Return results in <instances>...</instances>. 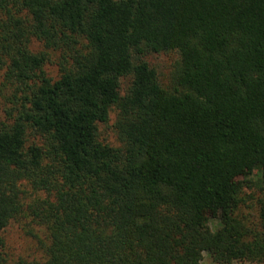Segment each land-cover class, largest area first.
<instances>
[{"label":"trees","instance_id":"1","mask_svg":"<svg viewBox=\"0 0 264 264\" xmlns=\"http://www.w3.org/2000/svg\"><path fill=\"white\" fill-rule=\"evenodd\" d=\"M0 99V264L264 263V0H0Z\"/></svg>","mask_w":264,"mask_h":264},{"label":"rangeland","instance_id":"2","mask_svg":"<svg viewBox=\"0 0 264 264\" xmlns=\"http://www.w3.org/2000/svg\"><path fill=\"white\" fill-rule=\"evenodd\" d=\"M177 58L175 52L168 54H153L147 58L148 63L153 66L158 73L159 79L164 85H167L169 72L172 68L173 63ZM47 74L53 78L58 75L57 67L53 64H47L45 66ZM130 77L121 78V90L123 91L129 84ZM4 118L3 112V102L0 99V119ZM115 119L114 112L110 113V117L107 124L100 125V138L105 142L116 145L118 144L116 140V134L113 130V123ZM218 222V219L214 216L209 220L210 227H214ZM25 223L27 221L25 220ZM32 232H36L35 227L32 228ZM38 233V232H37ZM4 244L6 252L12 257H23L32 258L39 256L40 248L38 239L33 236V233L27 231L23 226V222H11L5 231L3 232ZM202 264H216L212 261L208 253H202ZM233 264H251L248 262H233ZM264 264V263H263Z\"/></svg>","mask_w":264,"mask_h":264}]
</instances>
